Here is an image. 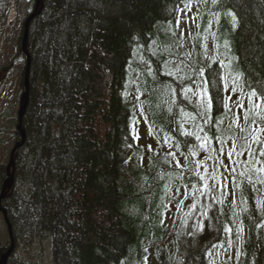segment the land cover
Returning <instances> with one entry per match:
<instances>
[{"label":"trees","instance_id":"obj_1","mask_svg":"<svg viewBox=\"0 0 264 264\" xmlns=\"http://www.w3.org/2000/svg\"><path fill=\"white\" fill-rule=\"evenodd\" d=\"M189 1L41 0L28 30L25 142L14 155L13 184L1 201L15 244L8 264L176 263L182 249L174 248L170 240L176 233L162 216L182 192L199 190L210 178L198 169L196 137L219 146L235 137L239 142L242 132L223 124L229 116L226 76L238 75L241 87L255 90L264 104V0H197L203 12L200 34H211L203 31L213 18V26L217 23L218 56L209 63L197 60L212 107L186 126L183 115L197 112L186 92L191 81L165 75L169 57L158 42H174L178 8ZM167 27L172 31L165 32ZM222 29L229 38L222 37ZM21 44L19 54L26 58ZM139 101L146 104L154 137L163 146L168 137L183 166L181 159L174 164L159 153L150 157L152 163L142 161L132 132ZM245 127L240 151L250 136V124ZM14 138L21 142L16 131ZM259 146L247 162L238 157L232 171L215 176L221 190L197 246H183V264H212L214 249L232 243L238 245L237 260L221 253V264H264ZM8 164L0 156V196Z\"/></svg>","mask_w":264,"mask_h":264},{"label":"rangeland","instance_id":"obj_2","mask_svg":"<svg viewBox=\"0 0 264 264\" xmlns=\"http://www.w3.org/2000/svg\"><path fill=\"white\" fill-rule=\"evenodd\" d=\"M32 9L33 0H0V156H3L7 163H9V156L16 145L14 132L18 124L20 98L24 91L22 76L25 68V58L19 54L23 34L22 30L24 21L30 15ZM202 14L201 5L197 0H192L181 5L177 11L174 42L171 44L165 40L158 42V47L166 51L167 57H169L167 67L165 70L162 69L165 75L171 78L174 76L176 80L186 79L191 81L186 92L189 94V101L196 107L197 112L191 115H183L186 126L191 125L190 121L195 117L198 118L199 114L205 111L204 104L208 98L207 84L203 78L201 67H196L198 65L197 60L199 59L201 63H209L218 56V50L214 44L217 23L213 26V18L210 26L203 31V33L212 31L211 34L204 33L201 35L199 29L201 30ZM177 22H179L178 26ZM164 31L171 32L172 30L167 27ZM221 35L224 38H229V31L222 29ZM198 51L200 52L197 55L196 52ZM154 55L152 57L156 59ZM221 61L225 62L226 60L222 58ZM230 67H234V63ZM183 68L185 69L184 71ZM217 74L222 75L221 70L218 69ZM225 84L228 95L229 116L223 120L224 125L228 126V128L231 125L237 127L234 120L236 115H239V128L244 127L246 125L243 118L244 112L250 108L254 109L251 112L253 120L257 118L261 119L264 104L257 96L250 99V92L241 87L238 75L231 73L229 77L226 76ZM202 95L204 96V100L201 99ZM253 99L260 107H254ZM240 104H243L244 107L240 108ZM145 106L146 104L139 101V105L133 108L134 123L132 132L139 137L138 140L136 139V146L140 152V158L146 163L150 161V157H157L155 154L159 153L161 155H169V160L174 164L180 162L179 159H181V165L183 166L184 159L181 156H177L178 152L174 147V143L168 137H165V146H163L154 137V131L146 118L147 110ZM255 121L257 122V120ZM261 121L257 122V124L261 128H264V120L261 119ZM197 127L199 128L200 126L198 125ZM257 135H260V133L258 132ZM221 136H223L222 133ZM200 137L205 138V140L198 139L199 146H197V150L194 149L196 161H199L198 169L200 173H209L210 178L206 180L199 190L196 189V191H192L191 193L182 192L180 201L178 202L176 199L175 203L168 204L162 216L165 218L166 224L172 228V232L176 233L175 237L170 240L173 242L174 248L180 247L182 249L181 254L179 253L175 258V264H183V246L189 245L191 242L197 246L204 221L210 210V204L215 194L221 190L222 181L217 183L215 176H219L220 171H232L231 168L235 164V160H238V157H245V162H247L249 147L251 151H254L257 145L250 135L245 150L240 151L242 142H244V131L238 137L239 142L236 141L237 137H235V139H228L223 141V143L219 141V146H214L213 143L209 142L208 137H204V135ZM261 150H264V148L259 146L258 154ZM229 152L233 153L231 161L228 156ZM237 152L242 154L236 155ZM152 162L150 161V163ZM261 165L263 166V161L261 156L258 155L256 168L261 169ZM244 168L247 171H251L249 163H246ZM229 180L230 174L226 172L224 182L227 183ZM169 236L166 235V237ZM10 245L8 227L0 211V251L3 248L8 249ZM22 251L23 249L18 248L16 257H20ZM221 253L226 258L230 256L231 260L235 262L239 255L237 243H232L224 249L216 247L210 257V262L212 264H221ZM213 257H216L217 263Z\"/></svg>","mask_w":264,"mask_h":264},{"label":"water","instance_id":"obj_3","mask_svg":"<svg viewBox=\"0 0 264 264\" xmlns=\"http://www.w3.org/2000/svg\"><path fill=\"white\" fill-rule=\"evenodd\" d=\"M41 6V0H37L36 3V9L34 11V13L26 20L25 24H24V34H23V38H22V52L25 54L26 57V68H25V73H24V87H25V91L21 96V107H20V111H19V124L17 126V130L18 133L21 137V142L17 143L16 146L14 147L12 154H11V158H10V162L7 166V175H8V180L6 182V185L3 187L2 190V194L0 196V211L2 212L3 216H4V220L5 223L7 224L8 227V232H9V236L11 238V246L10 248L0 257V264H8L9 259L13 256L14 252H15V244L12 238V234H11V227L7 218V212L1 207V201L6 197V193L5 191L10 190L11 186L13 184V180H14V155L16 153V151L24 144L25 142V131L23 130V126H22V119L23 116L25 114V111L28 107L29 104V97H30V89H29V76H30V66H31V60H30V56L28 53V30H29V24L31 22V20L35 17V15L38 13V9Z\"/></svg>","mask_w":264,"mask_h":264},{"label":"snow or ice","instance_id":"obj_4","mask_svg":"<svg viewBox=\"0 0 264 264\" xmlns=\"http://www.w3.org/2000/svg\"><path fill=\"white\" fill-rule=\"evenodd\" d=\"M178 23H179V22H177V26H178ZM256 96H257V93H256L255 90H253V91L250 93V99H251V98H255ZM201 99L204 100V96H203V95L201 96ZM262 100H264V97H262ZM253 105H254V107H260V105H257V104H256V102H255L254 99H253ZM204 107H205V110H206V111L209 110V109H211V107H212V100H211L210 97L207 98V100H206V102H205V104H204ZM239 107H240V108H243L244 106H243V104H240ZM252 110H254V109H246L245 112H244V117H243V118H244V121H245L246 124H250V135H251V139H252L257 145H260L262 148H264V128H261V127L256 123L255 120H250V118H249V112L252 111ZM261 119L264 120V110H262ZM234 122H235V124L237 125V127H240V116H239V115H236ZM240 130H241V131H247L248 129H246V128H240ZM150 132H151V129H150ZM258 132L260 133V135H257ZM185 134H188V133H185ZM134 138L137 139V140L139 139L138 135H134ZM196 138H197V139H203V138H201V137H199V136H197ZM245 142H246V144H247V142H248V136L245 137ZM150 150H151V149H150ZM241 154H242V153H239V152L236 153V155H241ZM232 155H233L232 152H229V153H228V156H229V160H230V161H231V159H232ZM253 155H255V154H253V153L251 152L250 147H249V150H248V156H249V157H252ZM259 156L264 157V150H261V151L259 152ZM257 171H264V169H257ZM242 174H243V173H242ZM260 182H261V183H264V179H262Z\"/></svg>","mask_w":264,"mask_h":264},{"label":"flooded vegetation","instance_id":"obj_5","mask_svg":"<svg viewBox=\"0 0 264 264\" xmlns=\"http://www.w3.org/2000/svg\"><path fill=\"white\" fill-rule=\"evenodd\" d=\"M3 253H5V252H3ZM3 253H2V254H3ZM0 254H1V253H0ZM2 254H1V255H2Z\"/></svg>","mask_w":264,"mask_h":264}]
</instances>
